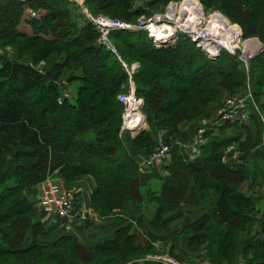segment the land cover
<instances>
[{
  "label": "trees",
  "instance_id": "obj_1",
  "mask_svg": "<svg viewBox=\"0 0 264 264\" xmlns=\"http://www.w3.org/2000/svg\"><path fill=\"white\" fill-rule=\"evenodd\" d=\"M131 1L84 3L89 12L104 11L123 20L150 13L141 7H130ZM200 1L205 6L213 4L231 11L244 35L257 32L264 41V21L258 27L255 15L262 8L261 0H233L232 4L231 0ZM24 5L42 11H36L35 16L23 13L30 33L21 34L13 27L12 19L17 16L11 11H22ZM116 7H124L125 11ZM6 9L9 13L0 14V24L10 27L9 31L3 29L2 37L4 43L11 41L15 46L13 57L29 59L33 64L44 61V67L39 71L0 56V257L30 254L51 262L57 261L50 259L51 255L62 250L57 254L58 264H117L141 253L133 243L134 235L129 234L130 223L91 248L72 235H62L51 244L39 242L38 235L48 234L63 221L56 219L46 226L35 218L37 214L33 219L34 205L28 196L57 173L66 185L92 176L89 202L101 215L114 208L124 210L139 202H152L151 224H158L164 214L177 208L192 184L194 204L203 203L202 199L208 202L207 206L200 205V213L188 225V241L199 245L207 239V259L211 264H239L237 248L242 250L243 264H264V218L258 232L250 237L240 236L255 216L251 211L259 210L254 195H245L238 189L247 174L244 152L255 143L248 137L243 139L242 130L234 137L220 134L226 125L247 127L244 123L248 119L222 125L212 120L214 124H207V141L200 149V160L190 161L183 153L182 143L199 127L187 125L196 123L203 112L198 110L195 114L191 108L204 105L205 100L200 95L191 98L193 91L206 87L215 95L214 100L225 93L248 91L240 90L248 71L236 57L221 52L211 59L183 35L171 45L155 46L145 32L125 29H114L108 34L115 54L98 43L95 26L69 0H0V13ZM135 60L140 65L130 77L123 63ZM249 62L250 93L258 107L256 111L250 105L249 115L261 123L264 50ZM130 79L135 95L143 99L142 113L148 127L134 137L127 136L128 147L119 135L123 106L117 94L129 88ZM221 88L226 91L219 94ZM71 90L74 92L69 93ZM166 94L171 97L164 102ZM180 120L192 121L180 126ZM54 134L61 139L58 143L51 139ZM157 138L170 146L171 161L163 167V175H148L156 178L154 187L160 184V189L149 188L143 194L139 189L147 185L150 177L142 174L148 173L144 170L140 173L139 161L159 145ZM232 142L238 143L243 153L238 165L220 161V149Z\"/></svg>",
  "mask_w": 264,
  "mask_h": 264
},
{
  "label": "built area",
  "instance_id": "obj_2",
  "mask_svg": "<svg viewBox=\"0 0 264 264\" xmlns=\"http://www.w3.org/2000/svg\"><path fill=\"white\" fill-rule=\"evenodd\" d=\"M17 1L24 2L26 0ZM69 1L76 7L77 5L83 7V11L80 13L85 20L90 21L97 29L98 43L106 45L115 54H117V51L108 37L109 32L114 29L143 31L155 46L171 45L179 35H183L193 42L207 57L213 58L219 56L221 52H227L231 56L236 57L242 63L245 70H247L246 66L250 59L259 51V44H252L251 42L244 46L243 50L245 51H240L236 45L240 39L239 30L234 28L227 20H224L218 12H212L206 15L197 0H170L163 13H143L135 21H127L103 15L96 17L86 10L84 0ZM185 2H188L189 6H191V13H186L183 9ZM171 5L173 6L169 8ZM26 11L30 16H35L36 14V11L31 7H27ZM213 17L223 21L225 23L223 24L224 27L222 24L216 23ZM123 65L130 77L139 67L138 63H132L130 65L123 63ZM244 93L230 95L225 98V104L218 108L213 116L216 124L222 125L227 122L246 121L250 117V105L256 111L258 110L257 105L252 100L250 91ZM65 96H68L67 93H65ZM117 99L123 106L120 132L124 133L144 128L145 118L142 113L143 99L135 95V86L131 79L129 88L126 91L118 93ZM209 123L214 124L212 121L203 122L202 126L198 127L195 131L190 141L184 142V146L190 153H197L206 143V128ZM242 154V151L238 148V143L232 142L220 149V161L238 165ZM169 155L170 146L161 142L148 156L140 159V169L146 171L150 167H157L163 164L169 158ZM39 186L40 188L37 189L38 195L36 199L37 207L42 213L41 215L48 220L59 219L68 221L74 218L78 194V190L75 187L61 182L56 183V180L43 181ZM254 193L264 197V182L255 188ZM83 210L81 209L77 213L81 219H85L87 212H83ZM157 262L158 264H189L175 260L170 256L158 258Z\"/></svg>",
  "mask_w": 264,
  "mask_h": 264
},
{
  "label": "rangeland",
  "instance_id": "obj_3",
  "mask_svg": "<svg viewBox=\"0 0 264 264\" xmlns=\"http://www.w3.org/2000/svg\"><path fill=\"white\" fill-rule=\"evenodd\" d=\"M197 1L201 4L202 9L204 10L206 15H208L209 13H212V12H218L221 14V16H222V18H224V20H227L234 28L239 30L240 39L236 43V45L240 51H245V50H243L244 46L250 42L252 44L253 43L259 44V51L258 52L264 50V41L261 39L260 34L257 32L256 33L253 32L252 34L244 35L243 34V28H242L241 24L239 22L235 21L234 14L231 11H228L229 12L228 13L226 10H223L224 8H219L217 6H214L213 4L206 5L207 6L206 7L200 0H197ZM84 2H85V0H84ZM169 2H170V0H132L130 7H132V6L133 7H141L143 9H145L146 11H150V13H153V12H156V13L162 12L163 13ZM229 3L232 4L233 0H231ZM261 3H262V8H260L257 12L255 11L256 12L255 15L257 16V18L259 20V24H260V26H258V27H261V25L263 23H260V22L264 21V0H261ZM84 6H85L86 10L88 11V8H87L85 3H84ZM27 7H28V5H24L23 10H22L23 12L21 11V9H18V8H13V11H11V14L13 13V15L15 14L17 16V17L15 16L16 18L12 19L14 22L13 27L15 28L16 31L21 32V34L25 33V32L30 33L29 32L30 30L25 23V20H24L25 16L23 14V13L27 12L26 11ZM130 7H129V9H130ZM77 8L80 10V12L83 11L82 6L77 5ZM115 9L120 11V12L125 11L124 7H116ZM108 10H114V8L108 9ZM35 11L41 12L42 10H39L36 8ZM8 13H9V10L6 9V11H1L0 14L7 15ZM93 13H96V14H93ZM93 13H92V15H94L96 17L103 15V16H108L111 18H117V17H112V14H108L107 12H104V11L96 12L93 10ZM145 14H147V13H145ZM26 15H27V13H26ZM129 17H131V16H128L127 18L129 19ZM123 18H125V17H123ZM0 20H2V18H0ZM135 20H131V21H135ZM127 21H130V20H127ZM4 28H6V29H4ZM8 28H10L8 24H6L4 22L0 24V37L2 38V39H0V56L3 54L11 61L15 60L18 64H23V65L27 64L30 67L35 68L36 70L42 71L43 67H44V61H40L37 64H35V63L33 64L32 61H30L29 59H27V60L26 59L24 60L22 58L15 59L13 57V56H15L14 55L15 46L12 44L11 41H9V43H4L3 37H2V34H4L3 29L9 31ZM17 36L18 35H15V38L17 40H22L21 37H19V36L17 37ZM216 57H218V56H216ZM216 57H213V58L209 57V58L215 59ZM124 63L128 64V65L132 64V63H138V66L140 65L137 60L131 61L130 63H127L124 61ZM249 64H250V62L246 66L247 70H245V71L246 72L248 71V73L246 76V80L244 82V86H243L244 88H241L240 89L241 91H245V89L250 91V88H251V81L249 78V75H250ZM27 77H30V75H28ZM83 77L86 78V75H83ZM78 84L79 83L74 82V85H78ZM225 91H226L225 88H221L219 94L224 93ZM73 92L74 91L71 90L69 93H73ZM238 93H241V92H237L235 94H238ZM228 94L229 93H227V94L225 93V94L221 95V97H219L218 99L215 98V100H214L213 98L215 97V95L206 87L199 89V91H193L192 95L190 96L191 98H194L195 96L200 95V96H204L205 100L203 102L204 105L199 103L200 106H197V105L192 106L191 110L196 112L195 114H198V110L199 111L202 110L203 112L198 116V118L200 117V119L196 123L193 122L192 125H187V128L189 126H193L194 124H196L195 126L199 125V127H200V124L202 125L203 122L212 121L213 120L212 117L215 115V111L218 108H220L221 106H223L225 104V101H224L225 98L230 96ZM244 94H246V93H244ZM232 95H234V94H232ZM170 97H171L170 94H166L163 97L164 102L167 101L168 98L170 99ZM251 97H252V95H251ZM252 100L254 101L253 97H252ZM261 117H262V121L264 122V116L261 115ZM190 121H192V120H180V122H182L180 126L186 125ZM263 122H261L262 124L259 123L262 125V127L264 125ZM247 123L248 122H245L244 124L246 125ZM237 126H239L238 130H244V131L246 130L245 126L243 124H240ZM146 127H148V125L145 121V128ZM225 128H229V126L226 125ZM259 128H261V127L259 126ZM138 131L139 130L135 129V130H131L129 132L121 133L119 130V135L124 137L123 139L125 140V145L130 147V144L127 141V136L128 137H134V136H136ZM58 137H59L58 135L54 134L53 138H51V139L54 142L55 141L59 142L61 139ZM158 141L160 144L161 140L158 139ZM200 149L197 153H195L193 155L199 154ZM185 150H187V152L189 153L188 149H185ZM170 161H171V154L169 155V158L163 164H160L157 167H150V170H153L151 172V175L152 176L155 174L163 175L165 173V171L163 170V167L168 165L170 163ZM139 170H140V173L144 172L143 170L140 169V167H139ZM148 173H150V172H148ZM142 174H146V173H142ZM258 175L260 177H262L264 175V172H262ZM90 177H91L92 182L94 184V180H93L92 176H90ZM46 180L53 181V179H51L50 177H48V179H45L44 181H46ZM75 181L76 180L70 182L67 185L75 187L78 190L77 203H76V209H77L80 207V206H78V197L82 192V188ZM58 182L63 183L60 179L56 180V183H58ZM146 182H147V185L141 186L139 189V190H141L140 192H142L143 194L149 188L158 189V190L160 189V184H158L156 187H154L157 184V183H153V182H157L156 178L150 177L147 179ZM150 182L153 183V184H151V186L149 184ZM259 183H263V182H259ZM257 186H259V184H256L255 188ZM39 188H40V186L37 185L35 191L33 193H31L28 196V198L31 200V202H33V205H34L33 219L37 214V216L35 218L37 220L41 221L42 223H44L46 226H48L50 224V221L45 222L44 221L45 218L42 217V215L40 217L39 210L37 209L36 197L38 195L37 189H39ZM251 191H252V189H251ZM243 193L245 195L246 194H254L253 191L249 192V193L248 192H246V193L243 192ZM255 195H256V193H255ZM192 198H193V196H192ZM183 201H184V199H183ZM192 201H193V199H192ZM182 202L177 208H175L174 210L164 214L160 218L158 224H151L150 223L151 218L154 215L153 214L154 209L152 207V202H149V201L148 202H145V201L139 202L138 206L129 207V208L124 209V210L114 208L111 211L106 212L104 215H101L99 212L92 209L90 202H89V204H86L88 207H86L83 210V212L87 211L85 214V220H87V218H89V217L93 218V219H95L96 217H98V218L102 217L103 219H106V220L107 219L116 220V223L122 221L121 226H123L124 224L130 223L129 234L134 235L133 243L135 246L140 247L141 253L140 254L134 253V257L124 259V260L118 262L117 264H158V262H157L158 258H162L163 256H170V257H173L175 260L187 262L189 264H211L207 259V253H208V247H209L208 240L206 239V240H204V242H201L199 245H195V243L192 240L188 241V239L186 237V235L189 234V231L187 230L188 225H190L196 219L198 213H200V211H201L200 205L204 204L207 206L208 201L202 199L201 202H203V203H199V204H194V201H193V205H191L192 206V213L194 216L193 220L189 221V223L183 222L184 224H182V223L179 224V219H180V217H182V213H181V210L179 209V207L182 205ZM260 205H261V207H264V197L260 198ZM207 208L208 207H204V210H206ZM79 212L80 211H78V213ZM93 213H95L96 215ZM251 214H254L255 215L254 218L256 219V216H257L256 211L252 210ZM263 216L264 215H262L261 218H263ZM254 234H252V235H254ZM252 235H248L246 233V231H244L243 233H240V236H242V237H244V236L250 237ZM179 238H182V242H183V248L182 249L177 246V244L180 243ZM176 242H178V243H176ZM237 250H238V252H237L238 254L236 255V259H237L239 264H243L244 259L242 257L243 254L241 253L242 250H241V248H237ZM56 253L61 254L62 250H58ZM57 254H55V255H57ZM48 255H51V254H48ZM55 255H53V256L51 255L52 258H50V259H55V260L59 261L58 255L56 257H55ZM57 261L53 260L51 262H48V261H46L40 257L33 256L30 254L8 255L5 257H0V264H58ZM235 263H236V261H234L232 264H235ZM221 264H230V262L223 261Z\"/></svg>",
  "mask_w": 264,
  "mask_h": 264
},
{
  "label": "crops",
  "instance_id": "obj_4",
  "mask_svg": "<svg viewBox=\"0 0 264 264\" xmlns=\"http://www.w3.org/2000/svg\"><path fill=\"white\" fill-rule=\"evenodd\" d=\"M246 124L247 127H245V131L242 130V134H244L242 137L243 139L245 137H248L250 139V142L253 144L252 147H247L248 152H244V164L247 170L246 177L242 180L240 183L238 189L242 192H252L255 188L256 184H259V182H264V175L260 177L258 174L264 172V130L262 128V125L259 124L254 118L250 117ZM194 124L193 126H195ZM198 126V125H197ZM259 126L261 128H259ZM190 127V126H189ZM188 127V128H189ZM239 126L236 125H230L229 128H224L220 132V134L224 137H234L239 134L238 130ZM185 155H187V158L192 161L196 160L199 161L200 157L199 154L197 155H190L186 150L183 151ZM149 170H146V172H149ZM150 176L151 173H146ZM148 176V177H150ZM53 180L60 179L57 173H53L51 176H49ZM79 186L82 188V192L78 197V206L79 208L76 209L75 216L73 219L68 221H63L54 227L48 234L46 235H38L37 240L43 244L45 243H52L54 240L59 238L62 235H72L76 237L80 243H82L86 248H91L93 245L100 242L101 239H103L106 236L111 235L117 228H119L122 225V221L116 223V220L112 219H103L102 217L95 219L93 218H87L81 219L80 216L77 214L78 211L81 209H85L88 207L86 204H89L90 200V194L92 192L93 188V182L89 175L83 176L75 181ZM252 189V191H251ZM192 191H193V185L190 184L188 188V192L184 198V201L182 202V205L179 207L182 213V217L179 219V224L183 222L189 223V221H192L194 216L192 213ZM254 195V203L255 207H258V211H256V219L253 218L246 227V233L248 235H252L255 232H258L261 228V218L262 215H264V207H261L260 205V198L255 194ZM34 200V199H33ZM39 210V208L37 207ZM39 213L42 214L39 210ZM56 219H50L46 222H52ZM115 221V222H114ZM179 242L177 246L179 248H183V242L182 238H179Z\"/></svg>",
  "mask_w": 264,
  "mask_h": 264
},
{
  "label": "bare ground",
  "instance_id": "obj_5",
  "mask_svg": "<svg viewBox=\"0 0 264 264\" xmlns=\"http://www.w3.org/2000/svg\"><path fill=\"white\" fill-rule=\"evenodd\" d=\"M172 6L173 5H171L169 8H171ZM183 9L186 11V13H191L192 12L191 6H189L188 2H185ZM213 20L216 21V23H218V24H222V26L224 27L223 24H225V23L223 21H221L219 19H215V17H213Z\"/></svg>",
  "mask_w": 264,
  "mask_h": 264
}]
</instances>
